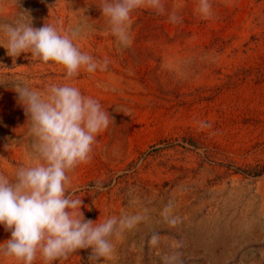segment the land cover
Returning <instances> with one entry per match:
<instances>
[{"label": "rangeland", "instance_id": "1", "mask_svg": "<svg viewBox=\"0 0 264 264\" xmlns=\"http://www.w3.org/2000/svg\"><path fill=\"white\" fill-rule=\"evenodd\" d=\"M100 3L0 0V24L27 12L33 27L76 33L82 52L109 61L65 80L62 65L30 52L13 63L0 46V173L33 163L17 84H71L114 121L65 187L86 220L137 219L111 238L110 259L89 260V248L53 264H264V0H210L208 19L198 0H163L162 15L133 13L128 48L117 47ZM10 237L0 225V244ZM0 264L19 262L0 255Z\"/></svg>", "mask_w": 264, "mask_h": 264}, {"label": "clouds", "instance_id": "2", "mask_svg": "<svg viewBox=\"0 0 264 264\" xmlns=\"http://www.w3.org/2000/svg\"><path fill=\"white\" fill-rule=\"evenodd\" d=\"M141 8L158 15L166 11L163 0H101L99 10L118 48L131 46L132 15ZM196 11L201 18H210V0H198ZM24 13L0 24L7 40L0 46L13 57V63L21 53L30 52L33 60L62 65L65 80L78 76L81 69L88 73L107 69V58L97 61L73 43L76 33L61 35L48 23L35 28L30 15ZM168 20L181 22L175 9ZM14 91L29 123L33 163L18 167L11 178L0 173V225L11 232L10 239L0 244V255L19 264H34L38 256L43 264H53L90 248L89 260L110 259L114 251L111 238L132 227L137 218L86 220L80 210L82 199L72 198L65 186L70 183L68 173L91 160L97 137L113 119L98 100L68 83L51 84L43 92L17 84ZM158 240L154 234L150 243L156 245Z\"/></svg>", "mask_w": 264, "mask_h": 264}, {"label": "trees", "instance_id": "3", "mask_svg": "<svg viewBox=\"0 0 264 264\" xmlns=\"http://www.w3.org/2000/svg\"><path fill=\"white\" fill-rule=\"evenodd\" d=\"M262 173V172H261Z\"/></svg>", "mask_w": 264, "mask_h": 264}]
</instances>
